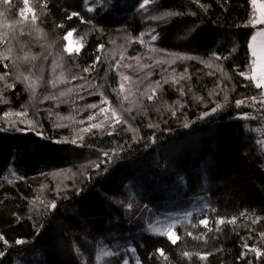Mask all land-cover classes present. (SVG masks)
<instances>
[{"label": "trees", "instance_id": "16d2710c", "mask_svg": "<svg viewBox=\"0 0 264 264\" xmlns=\"http://www.w3.org/2000/svg\"><path fill=\"white\" fill-rule=\"evenodd\" d=\"M140 2L0 1V264H264L252 2Z\"/></svg>", "mask_w": 264, "mask_h": 264}, {"label": "rangeland", "instance_id": "374dc122", "mask_svg": "<svg viewBox=\"0 0 264 264\" xmlns=\"http://www.w3.org/2000/svg\"><path fill=\"white\" fill-rule=\"evenodd\" d=\"M260 2L262 3V0H257V5H261ZM16 6L17 4L13 3L12 9ZM254 9L256 11V21L262 19L260 15V8L254 7ZM6 11L7 10H5L4 12L6 13ZM22 12H20V14ZM25 16L28 17V15ZM2 27L9 28V24H3ZM38 32L39 31L35 32V36L37 37L38 34L41 35L40 32L39 33ZM69 33H71V35H69ZM69 33L65 36L63 40L64 42L63 50L68 54L70 53L65 50L66 48H71L72 49L71 53H73L74 51H77V49H80L82 46V41L80 36H78V34L75 31H70ZM256 38L258 37L254 33V36H252V40H255ZM251 52L253 56L252 77H255L256 79L264 80V53L258 54L252 47H251ZM262 89L264 90V88ZM141 222L146 228H148L150 231L153 232H160L161 230H163L166 233L168 231L174 233V228L176 226L175 225L176 222L172 217H164L161 215H157L153 213L149 208L144 210L141 217ZM78 252L83 256L85 264H99L105 256H108L111 253L110 250L106 248V246L104 245H100V246L98 245L93 248H82L79 249Z\"/></svg>", "mask_w": 264, "mask_h": 264}, {"label": "snow or ice", "instance_id": "6c2138e0", "mask_svg": "<svg viewBox=\"0 0 264 264\" xmlns=\"http://www.w3.org/2000/svg\"><path fill=\"white\" fill-rule=\"evenodd\" d=\"M93 2H94V0H93ZM149 2H150V0H142V2L139 3V8L142 9V10H144V9L146 8V6L149 5ZM251 2H252V4H253L254 7H257V8H260V9H264V5H257V0H251ZM3 3H4L5 5H7V4L9 3V0H3ZM24 3H25V6H26V11H31L30 9L27 8L28 0H24ZM84 3H85V5H87V4H88V0H84ZM87 10H88L89 12H92V11H93V8L90 7V6H88ZM21 15L24 16L25 13L22 12ZM77 15H78V13L73 12L72 15L69 17V19H71L72 16H77ZM255 23H261V24H264V19H260V20H258V21H255ZM69 35H71V33H69ZM152 39H153V40H156L157 37H156V36H152ZM65 50L68 51L69 53L72 52V49H71V48H66ZM78 52H79V49H77V53H78ZM217 59H219V57H217ZM98 62H99V58L97 59V63H98ZM85 71H88V69H85ZM241 75H245V74H244V73H241ZM245 78L247 79L248 77L245 75ZM124 79L127 80L128 77H125ZM252 80H253V82L255 83L256 88H258V89H260V88H264V80L256 79L255 77H252ZM29 86L32 87L31 84H30ZM121 88L123 89V85H121ZM61 95H63V93H61ZM153 95H155V93H153ZM148 98L151 100V99H152V96H149ZM238 103H242V102H238ZM89 107H94V105H89ZM213 111H215V109H213ZM92 118H93V117H89V119H92ZM117 122H119V121H117ZM99 126H100V125H92V127H99ZM185 127H187V125H185ZM85 130H87V129H85ZM53 207H54V205H53ZM224 222H225L224 220H219V221H217L218 224H223ZM200 223H201L203 226H205V227L208 226V220H207V219H202V220L200 221ZM170 227H171V226H170ZM159 234H161V235H165V234H167L168 239H169L173 244H175V243L177 242L178 237H177L173 232H171V231H168V232L166 233L165 231L161 230V231L159 232ZM262 235H264V234H262ZM2 239H3V237H0V240H2ZM16 243L19 244V243H21V241H17ZM245 247L247 248L248 246L245 245ZM129 251H130L131 253H135L136 249H135L134 247H132V248H129ZM158 251H159V254H160L161 256H164L165 259H167V257L165 256V253H164V251H163L162 249H161V250H158ZM249 251L255 252L257 256H260V255H261V253H260L257 249H255V248H250ZM0 255H2V253H0ZM117 255H118V254H117ZM185 255H188V253H185ZM201 258L203 259V258H205V257L202 256ZM124 264H128V260H127V259L124 260Z\"/></svg>", "mask_w": 264, "mask_h": 264}, {"label": "built area", "instance_id": "2783aa9c", "mask_svg": "<svg viewBox=\"0 0 264 264\" xmlns=\"http://www.w3.org/2000/svg\"><path fill=\"white\" fill-rule=\"evenodd\" d=\"M239 102H242L240 105L244 106L247 111L246 117L258 125L260 134L259 145L264 150V91L259 90L254 95L245 97Z\"/></svg>", "mask_w": 264, "mask_h": 264}, {"label": "crops", "instance_id": "0c3cea01", "mask_svg": "<svg viewBox=\"0 0 264 264\" xmlns=\"http://www.w3.org/2000/svg\"><path fill=\"white\" fill-rule=\"evenodd\" d=\"M263 1L262 3L260 2L261 5H263ZM260 15L262 17V19H264V9H260ZM258 25H260V27L254 32L255 35L258 37L255 40L251 39V47L258 53V54H263L264 53V31H263V24L261 23H257ZM254 36V34H253ZM260 90L264 91L262 88H260Z\"/></svg>", "mask_w": 264, "mask_h": 264}]
</instances>
